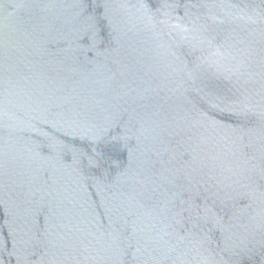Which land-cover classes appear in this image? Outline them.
Masks as SVG:
<instances>
[{
	"label": "water",
	"instance_id": "obj_1",
	"mask_svg": "<svg viewBox=\"0 0 264 264\" xmlns=\"http://www.w3.org/2000/svg\"><path fill=\"white\" fill-rule=\"evenodd\" d=\"M0 264H264V0H0Z\"/></svg>",
	"mask_w": 264,
	"mask_h": 264
}]
</instances>
